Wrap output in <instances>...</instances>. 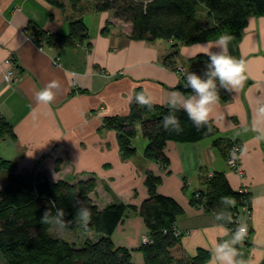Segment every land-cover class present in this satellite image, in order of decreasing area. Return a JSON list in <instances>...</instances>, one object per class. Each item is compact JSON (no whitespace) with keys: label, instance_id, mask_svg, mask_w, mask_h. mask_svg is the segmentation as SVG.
<instances>
[{"label":"crops","instance_id":"1","mask_svg":"<svg viewBox=\"0 0 264 264\" xmlns=\"http://www.w3.org/2000/svg\"><path fill=\"white\" fill-rule=\"evenodd\" d=\"M80 17L88 26L89 38L75 47H40L29 39L30 22L52 33L68 34L69 18ZM110 21L114 25L103 33ZM131 30L132 25L116 20L113 12H97L93 0L76 9L68 1L59 8L46 0H0V113L16 135L0 139V159L14 163L23 174L33 172L55 181L94 177L97 188L91 197L100 208L114 202L139 208L149 195L145 179L152 171L162 178L158 192L183 208L176 226L192 256L199 249L209 251L219 239H230L234 231L193 198L205 189L207 173L223 172L235 190L251 194L249 234L244 245H237L239 255L249 264H264V139H255L252 129L256 109L264 104V16L250 17L242 36L228 44V52L245 61V80L242 87L230 91L228 100L218 85L219 98L209 121L219 133L194 143L169 141L167 167L145 156L148 141L140 123L132 139L137 153L124 158L118 131L106 127L105 118L127 116L139 92L157 105H168L174 93L187 95L185 74L203 71L208 56L200 45L209 40L181 45L175 59L167 60L175 50L174 39L136 41L128 37ZM10 55L16 59L15 84L3 81L4 62ZM51 80L59 85L53 101L38 102L37 91ZM257 123L264 127V120ZM219 138L239 144L242 174L230 168L215 145ZM6 182L7 172L0 169V188ZM245 217L240 215L241 220ZM147 232L140 214L129 211L112 240L132 250L133 260L142 264L139 248ZM98 237L96 233L93 239Z\"/></svg>","mask_w":264,"mask_h":264},{"label":"trees","instance_id":"2","mask_svg":"<svg viewBox=\"0 0 264 264\" xmlns=\"http://www.w3.org/2000/svg\"><path fill=\"white\" fill-rule=\"evenodd\" d=\"M46 1L59 8L68 1L76 9L85 0ZM93 5L97 12H113L116 20L131 24L129 39H174L175 50L167 60L175 59L179 46L215 39L221 33L239 39L250 17L264 16V0H93ZM110 25L114 22H108L103 33L109 31ZM27 30L40 47L70 48L89 38L88 26L81 17L69 18L68 34L49 32L34 22L29 23ZM220 94L225 100L230 98V92L221 87ZM130 108L127 116L106 117L104 122L106 127L118 131L124 158L137 153L132 144L137 123L141 124L148 141L145 156L162 167L170 164L165 153L169 141L194 143L219 133L210 121L197 128L179 107L175 114L180 119L181 130H165L161 120L169 112L170 104L140 105L133 99ZM7 136L16 137L13 126L0 113V139ZM214 143L228 158L232 142L219 138ZM0 169L7 172L6 185L0 188V253L5 264H139L133 260L132 250L116 246L112 240L113 233L129 211L138 212L148 229L149 241L139 248L144 256L142 264H205L210 259L208 250L199 249L192 256L185 249L182 233L176 226L183 208L175 199L158 192L162 178L152 171L147 172L145 179L149 195L139 208L118 202L100 208L91 197L97 188L94 177L73 182L55 181L33 172L23 174L14 163L2 159ZM56 169H60V161ZM207 175L203 177L205 189L199 191L200 199H194V203L215 214L224 213L220 222L236 227L240 208L246 204L250 206L251 194L235 190L223 172H215L211 177ZM225 197L231 199L230 205L223 204ZM52 201L66 211L62 227H71L76 208L80 204L86 205L91 219L84 230L95 231L99 237L88 238L82 245H76L54 235L52 229L58 225L41 220Z\"/></svg>","mask_w":264,"mask_h":264},{"label":"clouds","instance_id":"3","mask_svg":"<svg viewBox=\"0 0 264 264\" xmlns=\"http://www.w3.org/2000/svg\"><path fill=\"white\" fill-rule=\"evenodd\" d=\"M231 36L228 33H221L215 41H207L200 45L208 59L202 72L189 71L185 74V87L191 89L187 95L173 94L169 101L170 110L166 113L161 124L165 130L180 131L182 126L179 117L175 114L177 107L181 108L187 115V118L197 127L201 128L207 125L213 111V106L219 98L218 85L229 92L243 86L245 80V61L243 58H237L228 52V44ZM58 81L51 80L36 93L38 102L50 103L53 101L58 87ZM135 102L140 105L151 106V97L145 92L136 93ZM256 121L252 124V129L257 133L255 139H264V127L259 126L257 121L264 120V104L257 109ZM210 127V125H209ZM231 199L225 197L223 204L230 205ZM53 209L55 211L53 212ZM228 211V209H227ZM224 213H217L219 220ZM66 211L63 207L57 206L56 201L51 202V207L45 209L41 220L45 223H54L63 226L66 220ZM91 219V212L86 205L80 204L75 210L73 220L83 227L88 228ZM231 220V215L228 216ZM247 234V225L245 223L237 225L231 233L230 239H219L215 241L209 251V264H249L240 257L237 245L240 244Z\"/></svg>","mask_w":264,"mask_h":264},{"label":"built area","instance_id":"4","mask_svg":"<svg viewBox=\"0 0 264 264\" xmlns=\"http://www.w3.org/2000/svg\"><path fill=\"white\" fill-rule=\"evenodd\" d=\"M29 39L34 41L35 37L33 35H29ZM4 63L6 65V68H5L4 75H3V81L8 84H15L18 81V76H17V71L13 67L16 64V59L14 55L8 56V58L5 60ZM54 63L58 64V59H56ZM239 151H240V146L237 143H232L228 150V162L232 169H235L240 174H242V171L240 168V161H239ZM211 176H212V173H209V177ZM198 198H200V195H198ZM244 210H245V216H246L245 219L241 220L240 215H238L236 218V227L237 225L242 224V223H245L247 225V234L244 240L240 244L246 243L248 234H249L248 220L251 216V211H250L251 208L248 204H246L244 206ZM179 233L181 234L182 232H179ZM142 241L144 243H148L149 238L147 236H144Z\"/></svg>","mask_w":264,"mask_h":264},{"label":"rangeland","instance_id":"5","mask_svg":"<svg viewBox=\"0 0 264 264\" xmlns=\"http://www.w3.org/2000/svg\"><path fill=\"white\" fill-rule=\"evenodd\" d=\"M232 143H237V142H232ZM232 170H235V169H232ZM235 171L238 172L237 170H235ZM2 173H3V171H2ZM207 176L209 177V173H208ZM200 194H201V192H199V191L195 192L193 198L195 200H199L200 198H198V195H200ZM250 206H251V204H250ZM241 214H244L245 215L244 207H241L240 208L239 215H241ZM235 228L236 227H234L233 229L235 230ZM52 233L54 235H56V236L63 237L66 240H69L70 242L75 243L76 245H82L86 239H88V238H91V239L95 238V235H96L97 232H95V231H85L83 227H81L76 222H74V224L71 227L54 226L53 229H52ZM144 236H147L149 238L148 232L142 235V237H141V245L144 244V242L142 241V239H143ZM244 244H241V245H244ZM0 264H5V261H4L2 255H1V253H0Z\"/></svg>","mask_w":264,"mask_h":264}]
</instances>
